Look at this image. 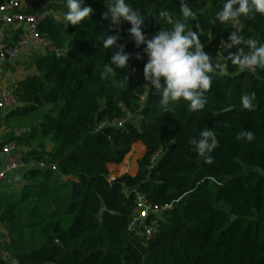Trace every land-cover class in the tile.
I'll return each mask as SVG.
<instances>
[{"label":"trees","instance_id":"obj_1","mask_svg":"<svg viewBox=\"0 0 264 264\" xmlns=\"http://www.w3.org/2000/svg\"><path fill=\"white\" fill-rule=\"evenodd\" d=\"M106 2L84 0L94 12L81 25L66 28L63 16L40 25L50 51L17 89L23 104L6 117L8 126L26 129L16 140L29 148L23 154L31 165L24 172L28 184L21 191L0 189V225L11 242L28 247L10 256L0 249V264H264V70L240 72L226 59L229 50L220 48L231 31L264 43V16L213 26L208 21L226 0H186L197 19L184 22L194 31L200 23L204 51L225 67L214 74L203 110L190 112L181 101L165 113L160 93L139 80L146 45L136 47L130 23L110 27L111 17L103 19ZM126 3L145 19L149 38L171 27L160 11L182 19L180 0ZM107 34L119 35L117 43L131 55L127 69L101 79L118 51L103 47ZM125 75L128 83H122ZM253 92L256 107L249 111L241 97ZM205 129L218 140L212 163L189 143ZM249 130L251 142L239 135ZM134 145L144 147L137 164L112 183ZM136 190L171 205L157 216L160 230L148 242L128 230Z\"/></svg>","mask_w":264,"mask_h":264},{"label":"clouds","instance_id":"obj_2","mask_svg":"<svg viewBox=\"0 0 264 264\" xmlns=\"http://www.w3.org/2000/svg\"><path fill=\"white\" fill-rule=\"evenodd\" d=\"M67 11L63 14L66 22L73 26L81 25L86 19H90L94 12L91 6H87L84 0H66ZM107 9L103 13V19L111 17L110 27L117 25L120 21L130 23L129 35L133 38L135 45L143 49L147 55V62L143 67V76L146 81L160 93V105L165 113L172 112L181 101L187 103L188 111L195 112L203 110L208 103L206 95L212 88L213 76L215 73H223L224 65L214 63L212 56L204 51V44L201 43V32L203 29L197 22L189 27L184 21H196V13L192 10L186 0H180V13L182 19L174 18L169 11L162 10L159 17L167 22L169 29H160L150 38L142 30L144 18L126 0H107ZM259 14L264 16V0H226L222 9L215 13L208 22L213 26L219 22L221 25L238 23L243 16L246 19H254ZM119 32V29H115ZM105 49L117 48L113 52L111 61L104 66L101 79L109 75L117 74L116 68L127 69L129 67V53H125L124 45L118 44L119 35L101 36ZM236 48V52L230 51ZM221 50H229L226 59L236 66L240 72H256L257 69L264 70V43L256 38H246L237 31H231L228 41L221 40ZM143 57L136 55V59ZM111 65H115V68ZM122 83H128V76H124ZM255 93H245L241 97L242 107L246 110H255ZM228 110V109H225ZM249 142L254 139L252 131H244L239 134ZM195 145L198 155L204 158L206 163H212L211 153L218 146L216 133L213 130L205 129L199 134V139L189 140Z\"/></svg>","mask_w":264,"mask_h":264},{"label":"built area","instance_id":"obj_3","mask_svg":"<svg viewBox=\"0 0 264 264\" xmlns=\"http://www.w3.org/2000/svg\"><path fill=\"white\" fill-rule=\"evenodd\" d=\"M22 6L21 0H3L0 1V32L5 25L23 24L28 27V33L16 44H10L1 33L0 35V61H6L15 58L20 51L27 47L31 42L38 44H46L45 38L40 31L41 23L48 18L46 13H26L20 11ZM19 105V99L10 88L0 90V119L3 115ZM2 151L6 154L7 159L5 166L0 169V183L9 182L12 179L9 173L19 171L27 167V163L23 159V154L18 151L16 144L6 143ZM41 167L45 164L41 163ZM57 168L56 165L53 166ZM135 211L128 226V230L137 235L151 241L159 232L158 215L169 210L171 205H159L152 202L146 193L135 191Z\"/></svg>","mask_w":264,"mask_h":264},{"label":"crops","instance_id":"obj_4","mask_svg":"<svg viewBox=\"0 0 264 264\" xmlns=\"http://www.w3.org/2000/svg\"><path fill=\"white\" fill-rule=\"evenodd\" d=\"M3 1V0H0ZM22 6L19 9L20 11L26 13H46L48 17H54L55 19H62L63 10L66 9L65 2L61 0H21ZM0 32L6 38V41L10 44L16 43L20 38L22 39L28 33V27L23 24H14V25H5ZM24 31L21 37L16 39L15 35L18 31ZM50 51V43L38 44L36 42H31L22 49L19 55L15 58L0 61V90L4 88H10L14 93L17 94V89L21 87L22 83L27 80V78L36 75L39 70L37 66V60L39 57L45 56ZM21 104L14 108L17 109ZM11 110V111H13ZM11 111L5 113L0 119V169L5 166L7 156L3 153L2 148L6 143L12 142L17 145L18 151L24 154L29 150L26 146H20L16 138L20 136L26 129L17 127L13 128L7 125V114ZM50 148V147H49ZM35 165V164H32ZM41 166V165H40ZM31 167L30 164H27L26 168H23L19 171H13L9 173V177L12 179L11 183L4 182L0 183V189H5L7 185L17 186L21 191L28 184L27 179L25 178V170ZM117 175V176H115ZM111 177H120L122 175L115 174ZM68 179V178H67ZM70 179L78 180L77 177L71 176ZM28 247L25 244H17L11 242L8 237L7 231L2 225H0V249L5 256H10L12 250H19L22 248Z\"/></svg>","mask_w":264,"mask_h":264},{"label":"rangeland","instance_id":"obj_5","mask_svg":"<svg viewBox=\"0 0 264 264\" xmlns=\"http://www.w3.org/2000/svg\"><path fill=\"white\" fill-rule=\"evenodd\" d=\"M143 67H144V65H142V64L139 66V80H140L141 83H144L145 85H148L149 82L146 81L144 79V76H143ZM142 101H143V99H142ZM142 148H144V147L138 145V147L136 148V145H134L132 150H131V152L126 156V158L124 159V161L121 164V166L125 165L126 168L125 169H121V166H120L119 170L116 172V174L123 175V174L127 173L128 169H129L128 170V172H129L130 168L135 166L137 164L138 158L141 157L140 156L142 154L141 151H143ZM132 173L135 174L136 172L132 171ZM115 176H117V175H115ZM12 190L19 191L20 189L17 186L14 185V186H12Z\"/></svg>","mask_w":264,"mask_h":264},{"label":"water","instance_id":"obj_6","mask_svg":"<svg viewBox=\"0 0 264 264\" xmlns=\"http://www.w3.org/2000/svg\"><path fill=\"white\" fill-rule=\"evenodd\" d=\"M119 23L121 24V21H120ZM66 52H67V51L64 50V49L59 50V53H60V54H65ZM38 125H40V123H38ZM122 181H123V177H122V176H120V177H113V178L111 179V182H112V183H115V182H122ZM105 209H106V205L103 204L102 212H103ZM233 218L236 219L237 216H234Z\"/></svg>","mask_w":264,"mask_h":264}]
</instances>
